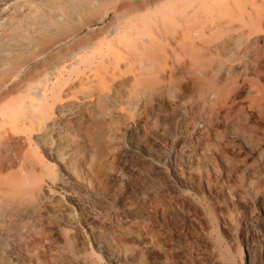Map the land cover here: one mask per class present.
<instances>
[{
    "label": "bare ground",
    "instance_id": "6f19581e",
    "mask_svg": "<svg viewBox=\"0 0 264 264\" xmlns=\"http://www.w3.org/2000/svg\"><path fill=\"white\" fill-rule=\"evenodd\" d=\"M263 28L264 0H0V264H264Z\"/></svg>",
    "mask_w": 264,
    "mask_h": 264
},
{
    "label": "rangeland",
    "instance_id": "374dc122",
    "mask_svg": "<svg viewBox=\"0 0 264 264\" xmlns=\"http://www.w3.org/2000/svg\"><path fill=\"white\" fill-rule=\"evenodd\" d=\"M263 29H264V28H263ZM252 76H254V75L252 74ZM255 77H256V76H254V78L252 77V78L255 79V80L251 79V77H249V79L255 81V82H256L255 85H257L259 82H261V80H258L259 78L257 79V78H255ZM257 80H258L259 82H257ZM253 81H252V82H253ZM168 234H169V232H167V235H168Z\"/></svg>",
    "mask_w": 264,
    "mask_h": 264
}]
</instances>
